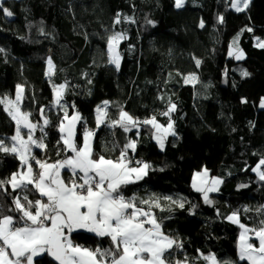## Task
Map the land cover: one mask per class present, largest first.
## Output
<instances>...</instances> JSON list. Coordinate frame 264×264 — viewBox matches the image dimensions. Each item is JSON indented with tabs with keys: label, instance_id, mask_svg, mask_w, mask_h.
I'll return each mask as SVG.
<instances>
[{
	"label": "trees",
	"instance_id": "1",
	"mask_svg": "<svg viewBox=\"0 0 264 264\" xmlns=\"http://www.w3.org/2000/svg\"><path fill=\"white\" fill-rule=\"evenodd\" d=\"M232 4L185 0L177 8L175 0H4L13 15L0 10V99H15L21 85L22 112L39 121L43 110L49 121L44 133L38 127L46 149H36V157L54 163L73 155L66 151L59 130L65 108L68 116L79 113L82 118L78 147L81 132L96 128L94 155L115 159L125 144L136 140V151L129 150V157L151 168L142 180L121 186L120 192L127 199L136 197L137 206L145 210L148 206L141 200L160 198L164 210H151L163 231L183 245L171 250L173 264L185 257L189 264H208L201 253L248 264L238 259L242 229L227 217L237 212L248 228H259L264 221V181L253 171L264 158V48L257 47V40H264V0H250L240 12ZM115 33L126 37L118 46V71L109 63L107 47ZM236 48L242 50V59L229 55ZM49 59L54 65L51 75ZM244 71L249 75L243 76ZM189 74L198 82L185 83ZM63 84L67 88L61 107L55 103L54 85ZM105 101L108 117L97 127L96 109ZM170 103L176 105L170 113L176 135L168 136L161 150L156 130L142 122L155 116L166 126L169 117L162 113ZM121 109L141 122L138 127L125 132L111 126ZM15 130V121L0 104V139L11 146ZM203 168L223 181L219 192L209 194L210 204L192 186L195 173ZM21 169L16 154L0 152V179ZM25 195L33 202L41 199L33 185L0 188V218L18 220L21 213L11 209L16 198L24 203ZM166 196L184 207L164 200ZM70 238L89 249L111 247L108 237L83 229ZM251 242L258 244L255 238ZM35 262L58 264L47 253Z\"/></svg>",
	"mask_w": 264,
	"mask_h": 264
},
{
	"label": "snow or ice",
	"instance_id": "2",
	"mask_svg": "<svg viewBox=\"0 0 264 264\" xmlns=\"http://www.w3.org/2000/svg\"><path fill=\"white\" fill-rule=\"evenodd\" d=\"M184 3L185 0H175L177 8L183 7ZM232 7L237 12L244 11L248 7V0H234ZM0 10L6 16L13 15V12L4 6V0H0ZM219 19L223 22V17ZM115 23H120L119 16ZM200 27H204L203 21ZM247 31L252 29L249 28ZM125 38L124 34L115 33L108 40L109 63L114 65L117 71L121 62L118 46ZM257 47L264 48V41L258 39ZM3 51L4 49L0 48V52ZM229 55H234L237 60L244 56L239 48ZM195 63L198 67L201 61L197 59ZM48 65L51 75L54 68L51 59L48 60ZM242 75L248 76L249 73L244 71ZM196 82L198 77L195 74L185 77V83ZM66 88L67 84L54 85L57 105H60ZM23 93V86L17 85L15 99L7 97L0 99V104L4 105V110L16 124L15 135L11 137L14 143L8 146L0 139V152L16 154L26 170L13 173L7 180L0 179V188L5 184L11 185L13 190L33 185L46 200L37 199L33 202L25 195L22 203L20 198H16L15 208L11 210L21 213L19 219L12 216L0 218V264H37L35 258L45 253L58 261V264H173L170 259L171 250L174 247L182 248L183 245L176 238L165 234L161 222L151 210L153 207L164 210L160 198L141 200L140 204L148 206L145 210L144 207L137 206L136 197L126 199L120 192L121 186L143 179L151 168V165L141 161H135L137 166H130L133 161L129 158L128 152L131 150L135 153L137 141L130 140L125 144L115 159L94 155L92 147L94 131L86 129L83 133V144L78 147L75 142V129L82 118L79 113L69 117L65 108L64 120L67 121V125L62 121L59 130L63 134L62 140L66 151L73 155L54 163L36 159L32 155V146L45 149L46 145L42 139H34L33 134L38 126L43 132L49 121L44 118L42 125L30 121L31 114L22 112L20 108ZM108 103L105 101L103 108L96 109L97 127L108 117L106 111ZM260 107L264 108V99L261 100ZM175 109L176 105L170 103L168 110L162 113L169 117L166 126L158 123L155 116L142 122L156 130L155 138L161 150L165 146L164 137L176 135L170 118V113ZM139 123L141 122L123 109L120 110L118 119L111 120V126H120L125 132L138 127ZM22 127L28 129L27 139L21 135ZM30 160L35 161L38 170H34ZM262 166L264 158L259 160L253 171L258 174L261 181H264ZM64 168L71 171V179L68 182L61 175ZM208 177L209 171L206 168L195 173L192 186L196 191L203 193L204 202L210 204L212 201L209 199V193L218 191V186L223 181L218 177L209 180ZM163 199L177 204L180 208L184 207L183 202L173 200L171 196ZM238 215L237 212H233L227 217L233 223L239 224L243 230L239 237L238 259L247 261L248 264H264V221H261L262 226L259 228H248L239 222ZM80 229L99 237H108L111 247L89 249L74 244L70 236ZM253 238L258 244L250 242ZM200 256L208 264H235L218 260L215 254L201 253ZM174 264L189 262L185 257L183 261L176 260Z\"/></svg>",
	"mask_w": 264,
	"mask_h": 264
},
{
	"label": "crops",
	"instance_id": "3",
	"mask_svg": "<svg viewBox=\"0 0 264 264\" xmlns=\"http://www.w3.org/2000/svg\"><path fill=\"white\" fill-rule=\"evenodd\" d=\"M264 41V40H263ZM22 111V110H21ZM74 114H76V113H73L72 115H74ZM72 115H70L69 117H71ZM44 118H46L45 116H44V114L43 115H41V119L38 121V120H33L32 119V117H31V115H30V117H29V119H30V121L32 122V123H37L38 125H42L43 124V119ZM66 122L67 121H65L64 122V124L66 125ZM79 123V122H78ZM78 123H77V126H76V129H75V132H76V136H75V142H77V127H78ZM39 127V126H38ZM38 127H37V129H36V131H35V133L33 134L34 135V139H42L41 137H39V134H38ZM27 133H28V129H26V128H21V135L22 136H24V138L25 139H27ZM62 133H61V139H62ZM43 140V139H42ZM62 142H63V140H62ZM93 142H94V138H93V141H92V147H93ZM14 143V142H13ZM43 143H44V140H43ZM45 144V143H44ZM64 144V143H63ZM82 144H83V141H82ZM65 146V145H64ZM36 149H38V150H40V151H42V152H44L45 151V149H40V148H36L35 146H32V155H34L35 157H36V155H35V150ZM71 157V156H70ZM43 161H45V160H43ZM48 162V161H47ZM30 163H32V165H33V168H34V170H37V167H38V165H36V163H35V161L34 160H30ZM48 163H53V162H48ZM130 166H132V165H130ZM24 170H26L23 166H22V169L20 170V171H24ZM19 171V172H20ZM66 172H71L70 171V169H68V168H64V169H62L61 170V175H62V177L65 179V174H66ZM148 172H149V170H148ZM144 177H146V176H144ZM142 180V179H141ZM65 181L67 182V180L65 179ZM140 181V180H139ZM136 182H138V181H136ZM38 192V191H37ZM38 194H39V192H38ZM40 195V194H39ZM41 197V196H40ZM41 200H46V198L45 197H41ZM163 230V229H162ZM243 231V230H242ZM166 234V233H165ZM168 235V234H167ZM71 239V238H70ZM251 242V241H250ZM74 243V242H73ZM253 243V242H252ZM75 244V243H74ZM46 254V253H45ZM38 257H40V256H38ZM38 257H36V258H38ZM35 258V259H36Z\"/></svg>",
	"mask_w": 264,
	"mask_h": 264
},
{
	"label": "built area",
	"instance_id": "4",
	"mask_svg": "<svg viewBox=\"0 0 264 264\" xmlns=\"http://www.w3.org/2000/svg\"><path fill=\"white\" fill-rule=\"evenodd\" d=\"M224 72H225V69H224ZM86 130V129H85ZM85 130H83L82 132H81V135H82V137H83V133H84V131ZM87 130H92V131H94V133H96V128H87ZM39 132L40 133H44L45 132V130L43 129V132H41V130H39ZM130 158V157H129ZM36 159H39V160H41V161H43V159L42 158H40V157H36ZM132 161H133V165H135V166H137L136 164H135V161H139V160H137V159H132V158H130ZM142 163H146V162H144V161H141ZM37 170H38V167H37ZM65 179L67 180V182L71 179V172H67L66 173V177H65ZM126 198V197H125ZM127 199V198H126Z\"/></svg>",
	"mask_w": 264,
	"mask_h": 264
},
{
	"label": "rangeland",
	"instance_id": "5",
	"mask_svg": "<svg viewBox=\"0 0 264 264\" xmlns=\"http://www.w3.org/2000/svg\"><path fill=\"white\" fill-rule=\"evenodd\" d=\"M233 2H234V0H233ZM249 2H250V0H248V4H249ZM233 8V7H232ZM234 10H235V8H233ZM236 11V10H235ZM55 92V91H54ZM55 103H56V94H55ZM261 108V107H260ZM261 109H263L264 110V108H261ZM66 125H67V122H66ZM76 126H77V124H76ZM175 131V130H174ZM168 136H170V135H167L166 137H164V140H166V138L168 137ZM95 137V136H94ZM159 148H160V146H159ZM161 149V148H160ZM164 149V148H163ZM205 168H203V169H201V170H199V171H197V172H202L203 170H204ZM196 172V173H197ZM256 173V172H255ZM257 174V173H256ZM258 175V174H257ZM217 176H211L210 175V173H209V177H208V179L209 180H211L212 178H216ZM218 178H220V177H218ZM221 179V178H220ZM222 180V179H221ZM221 185H222V183L218 186V191H215V192H210L209 194H211V193H217V192H219V190H220V188H221Z\"/></svg>",
	"mask_w": 264,
	"mask_h": 264
},
{
	"label": "bare ground",
	"instance_id": "6",
	"mask_svg": "<svg viewBox=\"0 0 264 264\" xmlns=\"http://www.w3.org/2000/svg\"><path fill=\"white\" fill-rule=\"evenodd\" d=\"M133 165V164H132ZM133 166H135V165H133Z\"/></svg>",
	"mask_w": 264,
	"mask_h": 264
}]
</instances>
